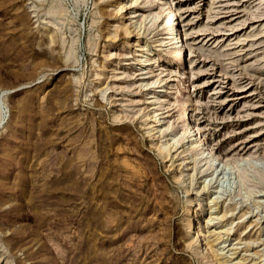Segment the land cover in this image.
<instances>
[{
	"label": "rangeland",
	"instance_id": "rangeland-1",
	"mask_svg": "<svg viewBox=\"0 0 264 264\" xmlns=\"http://www.w3.org/2000/svg\"><path fill=\"white\" fill-rule=\"evenodd\" d=\"M263 12L0 0V264H219L226 226L239 264H264ZM195 134L229 163L207 169Z\"/></svg>",
	"mask_w": 264,
	"mask_h": 264
},
{
	"label": "bare ground",
	"instance_id": "bare-ground-1",
	"mask_svg": "<svg viewBox=\"0 0 264 264\" xmlns=\"http://www.w3.org/2000/svg\"><path fill=\"white\" fill-rule=\"evenodd\" d=\"M170 10H171V13H170V15H172L171 16V20L169 21V23L167 24V17L169 16L168 14V12L166 11V13H165V16L163 17L164 18V27L165 28H167V30H168V32H167V34H168V38H170V39H172L173 41H172V43H174V45H173V47H174V49H176V51L175 52H173L174 53V55H176L177 53L178 54H180L181 55V53L180 52H182L181 50L183 49V43H182V40H181V37L179 36V33H177V28H176V26L174 25V21H175V19H176V13H177V11L171 6L170 7ZM168 15V16H167ZM258 18L257 19H255L254 21H256V20H264V12L263 13H260V14H258V16H257ZM181 32V31H180ZM178 39V40H177ZM179 41V42H178ZM163 43V42H162ZM165 43V42H164ZM160 97V96H159ZM154 98V97H153ZM156 98H158L157 96H156ZM158 104H160V103H158ZM158 115V114H157ZM153 116V115H152ZM151 120H153V121H159V118L157 117V118H153V119H151ZM158 125V124H157ZM152 127H154V126H152ZM159 127V126H158ZM189 129V128H188ZM188 129H185V130H188ZM155 130V129H154ZM161 130V129H160ZM159 131V130H158ZM155 132H157L156 130H155ZM162 131H160V133H161ZM197 133H199V132H197ZM154 134V133H153ZM184 134H185V131H184ZM195 135H197V139H193L190 143H187V145H188V147L186 148V149H189L190 148V146L191 145H193L192 147H194V148H196L195 149V151L197 150V152H196V154L197 155H200V157L202 158V159H204V164H206V168L207 169H209V168H211V167H213L214 168V170L215 171H217V168H223V167H225V165H227L228 163H229V158H220V157H218V155H216L214 152H212L211 150H208L207 152L202 148V146L203 145H205V142H203V140H202V138H201V135H199V134H195ZM161 136V135H160ZM184 136L182 135L181 137H180V139L182 140V138H183ZM179 138V137H178ZM190 141V140H189ZM196 141H199V145H201V147H196V144H194V143H196ZM193 143V144H192ZM197 144V145H198ZM198 145V146H199ZM206 149H207V147H205ZM160 149V148H159ZM194 151V150H193ZM195 154V153H194ZM194 154L193 153H190V156L189 157H191L193 160L192 161H196V157H194ZM248 158H242V160H247ZM191 162V161H190ZM221 170V169H220ZM215 173V172H214ZM213 174V173H212ZM206 178V177H205ZM203 181H205V179L203 180ZM206 184H205V182H204V184H203V186H202V189H203V187L205 186ZM206 187V186H205ZM201 189V190H202ZM212 191H215V189L214 190H212ZM217 191V190H216ZM215 196V195H214ZM214 198H217V197H214ZM227 198V197H226ZM203 199H205V198H203V197H201V198H198L197 197V201L200 203L201 202V200H203ZM210 200V201H209ZM213 200V198L212 199H208V202H211ZM217 200V199H216ZM262 200V199H261ZM260 201V200H259ZM226 202V203H225ZM198 203V204H199ZM225 203V204H224ZM213 204H214V206H213ZM223 204H224V206H223V209H222V213L221 214H217V215H215L216 216V218L217 219H219L218 218V216L219 217H222V216H224V218H225V216H229V215H227V212L228 211H230L231 209H232V207H229L228 206V201H225L224 200V202H223ZM222 204V205H223ZM212 206L213 207H211V211L209 212V213H211V212H217L218 213V208L216 207V201H214V202H212ZM235 207H233V209H234ZM249 208V207H248ZM232 212V211H231ZM231 212H229V213H231ZM254 212V211H253ZM241 213V212H240ZM185 215H189V213L187 212V213H185ZM239 217V216H238ZM208 218V217H207ZM191 220H193V219H191ZM211 220V217L209 216V218L208 219H206V222H209ZM240 221H239V219L238 220H236L235 221V223H234V225H236L237 223H239ZM232 222H230V224H231ZM191 225H194L193 223L191 224ZM231 226V225H230ZM230 228L231 227H225L224 229H222V230H216V229H211L210 231H212V233L215 235V237L216 238H218V240L219 241H221L222 242V244L220 245V246H218L217 248H216V251H215V254L216 255H219L218 256V258H219V264H239V262H240V257H238L237 255H236V250H235V248H237L238 246L237 245H234V244H236V242H238V241H235V242H233L232 244L230 243V242H227V239H228V237L226 236L227 234H228V232H229V230H230ZM203 233V232H202ZM211 233V234H212ZM224 234H226L225 236H223ZM192 237H196V238H198V237H200V234H199V231H198V229L197 228H195L194 226H193V230H192ZM203 239V238H202ZM201 240V239H200ZM205 240V239H204ZM218 240H217V242H218ZM238 240H240V238L238 239ZM242 240V239H241ZM249 242V241H248ZM239 243H240V241H239ZM215 245V244H214ZM207 246H209V245H207ZM204 247H206V246H204ZM204 249V248H203Z\"/></svg>",
	"mask_w": 264,
	"mask_h": 264
}]
</instances>
